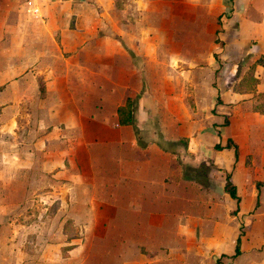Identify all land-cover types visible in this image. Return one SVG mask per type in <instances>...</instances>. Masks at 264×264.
Returning a JSON list of instances; mask_svg holds the SVG:
<instances>
[{"label":"crops","instance_id":"crops-1","mask_svg":"<svg viewBox=\"0 0 264 264\" xmlns=\"http://www.w3.org/2000/svg\"><path fill=\"white\" fill-rule=\"evenodd\" d=\"M179 1L186 20L164 0H0V134L19 141L25 120L31 150L1 189L54 175L95 264H264V64L233 90L264 59V0ZM8 207L0 264H35L8 239Z\"/></svg>","mask_w":264,"mask_h":264},{"label":"rangeland","instance_id":"rangeland-1","mask_svg":"<svg viewBox=\"0 0 264 264\" xmlns=\"http://www.w3.org/2000/svg\"><path fill=\"white\" fill-rule=\"evenodd\" d=\"M172 1L174 0H164L165 8L167 9L168 6L166 5H169L168 2H170V8L181 16L178 21H181L182 18L186 20V16H182L187 12L185 4L179 1L176 5ZM192 2H196L197 12H204V9L199 7L200 3H202L201 0H192ZM170 32V30L165 29V36L171 37ZM208 33L206 30L198 32L197 43H203V41L207 40ZM180 37L187 38L186 30L180 31ZM28 132L29 126H27L25 120H21L19 123V141H13V135L9 131H6L4 135L0 134V194H4V198L8 200L4 203L0 195V206L9 205L8 208L2 209V212L4 210L7 214H11L10 220L7 222L10 224L11 229L14 230L12 236L8 238L11 241L10 243L23 260L34 261L35 264H95L94 255L83 253L80 250L85 242L91 244V238L85 239L81 235L79 222L74 221V224L71 225L72 227H69L70 236L73 237L70 244L67 240L72 238H68L64 233L62 234V227L66 222V218L71 215V195L69 192H64V195L62 194L63 199H61L60 194L53 193L52 186L55 182H60L54 175H50L47 179V183H51L52 186L49 184L44 186L43 182H41L42 177L39 174H28L26 172L20 175L19 181L27 183V181L35 178L39 184L34 189H1L5 183L11 184L14 180L15 175H13L11 169L18 162V158H13L17 151L20 154V160L24 161L20 162V164L23 166L27 165L28 153L31 152L30 142L27 141ZM65 193L68 194L65 196ZM11 205H14V207L11 208ZM72 244L78 245V247L67 254L61 252L63 248L66 249ZM182 263L186 264L184 261Z\"/></svg>","mask_w":264,"mask_h":264},{"label":"trees","instance_id":"trees-1","mask_svg":"<svg viewBox=\"0 0 264 264\" xmlns=\"http://www.w3.org/2000/svg\"><path fill=\"white\" fill-rule=\"evenodd\" d=\"M260 64L263 65L264 64V59H260L255 65H253L248 72L246 73V75L243 77V79L236 83L235 85H233V90L235 92H242V91H248L251 90L253 87H255L258 84V79L255 78V68L256 66ZM42 90V88H41ZM261 99H264V94L260 95ZM253 110L255 112H260L262 114H264V100L263 102L259 103L258 105H255L253 107ZM134 110H133V102L129 99L127 101V104L124 107H120L118 109V113H119V118H120V124L123 126H127V125H132L134 124V114H133ZM232 143H230V141L227 143V145L225 147H222L220 145H217L216 148L217 149H224V148H231L232 147ZM234 149H235V154L236 157L238 158V147L236 145H234ZM260 186V184H259ZM225 191L226 193H228L231 198L239 201V197L237 195V188L236 186L232 183L231 177L228 175L227 176V183L225 186ZM74 224L73 220H68L65 222V224L63 225V233L69 238L70 236V232H69V227ZM72 227V226H71ZM72 239L67 240V242L70 244V242H72L73 237H71ZM240 241L241 239L239 238L237 241V248H236V254L235 256H237L240 253ZM78 247V245L72 244L71 246L67 247L66 249L63 248L61 250V252H64L63 254H67L69 252H72L73 250H75Z\"/></svg>","mask_w":264,"mask_h":264}]
</instances>
